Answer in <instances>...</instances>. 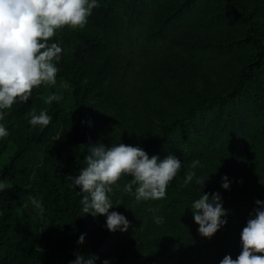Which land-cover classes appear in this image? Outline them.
Returning <instances> with one entry per match:
<instances>
[{
  "label": "trees",
  "instance_id": "16d2710c",
  "mask_svg": "<svg viewBox=\"0 0 264 264\" xmlns=\"http://www.w3.org/2000/svg\"><path fill=\"white\" fill-rule=\"evenodd\" d=\"M86 26L57 31V77L73 85V109L43 103L46 87L5 110L0 139V264H70L77 253L94 264H220L241 251L240 233L264 202V0H97ZM142 30L161 52L146 54L138 71L125 62L117 35ZM116 34V36H114ZM81 92V93H80ZM84 94V95H83ZM46 111V127L31 114ZM105 147L123 143L182 167L166 197L134 203L121 178L110 195L130 222L110 232L106 217L85 214L67 176L85 167L94 133ZM203 167L191 169L192 161ZM188 171L195 178L184 185ZM230 183L222 187V178ZM219 193L227 223L202 237L192 203ZM29 195L42 200L43 213ZM152 209L153 211H150ZM154 216L163 217L157 225ZM80 235L85 236L81 245Z\"/></svg>",
  "mask_w": 264,
  "mask_h": 264
},
{
  "label": "clouds",
  "instance_id": "9594fccd",
  "mask_svg": "<svg viewBox=\"0 0 264 264\" xmlns=\"http://www.w3.org/2000/svg\"><path fill=\"white\" fill-rule=\"evenodd\" d=\"M97 0H0V121L5 110L15 103L27 102L34 89L41 86H54L59 72L56 63L61 59L62 48L58 43H50L57 31L64 28L75 30L86 26ZM56 94L45 98V103L59 101ZM52 117L46 111L33 113L28 123L32 127H46ZM0 124V139L9 136ZM86 166L78 175L67 176L81 195L82 211L93 217L105 216L106 228L110 232H126L130 222L122 214L112 211L110 195L121 178L128 177L123 187L125 194L134 197L139 204L149 200L158 201L166 197L167 187L180 172L182 163L175 155L161 160L151 156L139 147L123 143L86 146ZM203 167L199 160L190 164L191 169ZM195 178L197 184L204 186L205 180L196 177L195 171H188L183 184L188 185ZM10 187L0 181V190ZM222 187L228 190L227 177L222 178ZM31 204L42 214V200L29 195ZM257 207L240 233L241 251L236 259L226 255L220 264H264V202L255 201ZM198 232L210 239L221 226L227 223L222 219L227 215L219 193H202L191 206ZM150 211H153L150 209ZM164 222L163 217L154 216L157 225ZM85 236L80 235L79 244ZM70 264H94V258H85L77 253ZM103 264H109L105 260Z\"/></svg>",
  "mask_w": 264,
  "mask_h": 264
},
{
  "label": "rangeland",
  "instance_id": "374dc122",
  "mask_svg": "<svg viewBox=\"0 0 264 264\" xmlns=\"http://www.w3.org/2000/svg\"><path fill=\"white\" fill-rule=\"evenodd\" d=\"M114 36H116V34ZM116 40H118V42L120 41L118 44L119 50L121 52L120 65H123L126 62L135 72L139 70V67L141 66L146 54L161 52L164 49V43H150L148 42V40L144 39L142 30H137L134 32L128 29L123 30L121 35H117L115 37V41ZM73 89V85L70 83V81L66 80L63 77H56L55 85L46 87L45 98L52 94L59 95L62 98L58 101V103L61 106L73 109L74 98L87 99L91 95V93H88L86 97H83L82 94H76L75 96ZM45 98L43 100V103L47 105L48 103H45ZM103 135L104 134L102 133H94V145L102 144L106 146L104 143ZM12 150L13 146L10 145L9 148L1 155L0 165L4 164L7 161L8 156L10 155ZM4 182L8 183L10 186L12 185V183L8 181Z\"/></svg>",
  "mask_w": 264,
  "mask_h": 264
}]
</instances>
